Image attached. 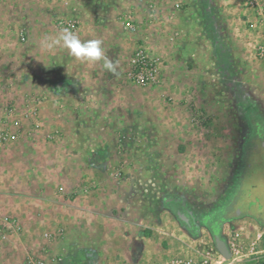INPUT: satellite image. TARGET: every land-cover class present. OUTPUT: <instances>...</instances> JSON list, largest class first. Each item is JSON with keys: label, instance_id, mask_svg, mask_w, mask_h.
I'll return each mask as SVG.
<instances>
[{"label": "rangeland", "instance_id": "obj_1", "mask_svg": "<svg viewBox=\"0 0 264 264\" xmlns=\"http://www.w3.org/2000/svg\"><path fill=\"white\" fill-rule=\"evenodd\" d=\"M185 1L0 0V112L21 102L19 108L28 114L20 117L32 124L27 138L0 147L6 170L0 188L10 207L17 191L31 195L35 168L51 177V183L66 166L73 177L81 170L100 171L112 178L100 186L118 187L119 201L102 211L99 224L91 221L93 229L85 239L94 240L93 246L118 234L120 243L129 237L135 241L134 264H264V57L258 54L264 45V2ZM198 6L214 23L212 40L204 44L192 36L195 30L185 34L177 19L181 10ZM241 8L244 47L233 13ZM161 10L168 12L166 18H160ZM126 18L135 31L126 27ZM69 19L76 21L70 30L82 41L103 42L107 58L118 62L116 74L102 61L74 58L62 45L52 52L41 47L46 37L68 28ZM229 22L238 34H232L228 48L223 30H229ZM21 31L28 33L24 40ZM188 37L191 45L182 51ZM177 46L183 48L184 63L179 54L175 57ZM138 48L159 59L161 80L151 86L131 76ZM230 48L237 49L234 58L229 57ZM165 57L171 58L170 69L177 74L171 82ZM52 144L68 152L67 165L58 163L63 159L53 155ZM37 181L45 184V179ZM69 186L67 181L62 188ZM177 208L191 213V230L177 216ZM9 213L19 217L14 210ZM215 226L230 258L217 249ZM41 229L40 236L50 239L51 228ZM25 230L37 248L44 246L36 243L37 233ZM21 231L10 230L9 235ZM61 232L58 238L64 237L63 227ZM17 249H12L10 264H27L36 248H27L25 254Z\"/></svg>", "mask_w": 264, "mask_h": 264}, {"label": "crops", "instance_id": "obj_2", "mask_svg": "<svg viewBox=\"0 0 264 264\" xmlns=\"http://www.w3.org/2000/svg\"><path fill=\"white\" fill-rule=\"evenodd\" d=\"M214 1V0H213ZM227 3H233L238 2V0H224ZM260 2H264V0H257ZM185 2H192V3H206V2H212V0H186ZM239 2H243V0H239ZM160 13L162 14L160 18H166L168 16V12L165 10H161ZM237 18V22L240 24V43L241 46L244 47V40H243V31L246 33V30L243 28V22H242V15L245 14L243 12V8L239 10V12L234 11ZM234 15V14H233ZM230 17V16H228ZM212 19L211 16H209V19ZM181 25L184 28V31L186 30H199L197 33L195 31H192V36L196 41H201L199 44H204L208 41H210V32L211 27H213V24H211L207 21L206 14H203L202 11H200L199 6L193 9V11L188 12L186 10H181V13H179V16L177 18ZM191 19V23H188L187 20ZM197 19V21L195 20ZM228 19V18H227ZM166 20V19H165ZM231 20V19H229ZM168 23V22H167ZM192 23L194 26H192ZM195 27V29H192ZM227 27L229 30H226L224 28L223 33H225L224 38L228 41V48L233 43V35L232 34H238L237 29H233V23L229 22L227 24ZM186 28V29H185ZM14 29V28H13ZM197 29V30H196ZM4 31V30H2ZM14 33L16 32L15 29L13 30ZM186 31L184 32L186 34ZM13 33V34H14ZM1 35V33H0ZM11 36V35H10ZM9 37H4L3 40L10 39ZM13 36V35H12ZM1 37V36H0ZM187 36L184 37L186 39ZM223 38V39H224ZM222 39V40H223ZM212 40V39H211ZM188 41H190V37H188ZM184 42L183 50H179V46L176 47L177 52L175 53V57L179 54V61L182 60L181 63H184V59H180V55L183 56L181 50H187L189 49V46L191 45L190 42ZM222 44V41L219 45ZM193 45V44H192ZM225 45V43H223ZM234 45V44H233ZM194 46V45H193ZM190 49L192 47L190 46ZM199 49V47H198ZM197 49V50H198ZM237 49L232 50L229 49L230 55L229 57H233L232 53H235ZM209 52V49L206 50ZM180 52V53H179ZM159 53H162L159 52ZM163 55V54H161ZM213 55L211 54L210 57ZM230 61V60H229ZM164 63L166 64V71L168 73V80L171 82L174 81V77L177 75L176 72L173 73V70L170 68L173 67L174 63L171 62V58L165 57ZM177 65V64H176ZM184 66V64H181V67ZM262 75H264V69L260 71ZM14 144V143H12ZM10 144L9 147L12 145ZM19 145V144H18ZM59 144H52L50 145L51 150L53 151V155L55 157L62 158V161H58L59 164H63V162L68 163L66 159L68 152L63 151L61 153V150L58 148H61V145ZM14 146V145H13ZM11 146V147H13ZM67 150V149H66ZM34 155L36 151L33 149ZM20 152L22 155L25 154V150L21 149ZM33 155V158H34ZM54 157V158H55ZM25 159V158H24ZM25 162V160H23ZM62 162V163H61ZM36 164V163H35ZM54 166L57 165L55 162L52 163ZM67 165V164H66ZM37 166V165H36ZM58 166V165H57ZM61 166L58 167L60 169ZM23 172V168L21 169ZM20 170V174H21ZM33 174H31L32 178V184H31V195L29 196L26 192H16L15 197L17 199L15 205H11L7 207V210H14L16 214L19 215L18 221L21 224L22 230L18 236L13 237L14 235H9L11 238V241L8 242L9 236L5 240L0 241V264H10L9 261H11V258L9 256H13L12 249L13 247L18 248L17 252L19 250L22 251L23 254H25V251L30 248H36L33 249L34 252H37L40 248V246L37 248L34 245V240L32 238H27L24 236L26 234L25 228H28L27 232H30L29 228L33 230V234L37 233L35 237L36 243L38 242V245H44L49 248L50 254L54 258V261L51 258H48L46 263L48 264H134L135 258L133 257V253H131L134 249V240L132 242V238L130 240L127 239V242L123 244L124 242H119V238H121L118 234H115L114 237H110L107 242L101 243L98 240L100 245L97 248L96 246H93L94 240H87L85 239V236L90 234V231L93 229L91 221H96L98 224L100 222V218H104L103 213L106 208L109 209L110 207H115L117 202L119 201V193H118V187L115 185H112V189L106 190L105 187H101L100 185H104L106 181L111 180L108 176L103 172L100 171H88V170H81L78 173H74V177L77 181L82 180L81 182H76L73 179L72 173H68V167H64V170L60 169L58 172L52 176L54 179H56V183L49 182L52 178L48 177L46 175H40L38 172V169H33ZM23 174V173H22ZM72 176V177H71ZM37 179H45V184L41 187L39 181ZM69 179V180H68ZM80 179V180H79ZM67 181L70 182V185L68 190L64 189V187L67 184ZM48 182V183H47ZM37 184L34 186V184ZM77 185V187L75 186ZM59 187H58V186ZM74 185V186H73ZM46 189H43L46 187ZM57 186V187H55ZM74 187V188H73ZM106 190V191H105ZM44 194V195H43ZM102 196V197H101ZM8 196L3 195L2 199L3 202L6 204V200H8ZM106 201V202H105ZM7 205V204H6ZM106 209V210H107ZM101 211V212H100ZM43 214V218L45 219L44 222H42L41 216ZM32 217V218H31ZM106 224H110V222H105ZM47 225L51 229L48 230L49 234L51 235L50 239L42 238L40 235H42L43 229H41L42 226ZM104 225V224H103ZM65 229V232L63 233L64 237L55 236V234H59L61 236V228ZM42 230V231H41ZM29 235V234H26ZM62 235V236H63ZM145 237V236H144ZM14 239V240H12ZM30 240V241H29ZM132 242V244H131ZM121 244V246H120ZM160 248L164 250V246L162 244L159 245ZM158 246V247H159ZM29 255V254H28ZM28 257V256H27ZM6 258V259H5ZM157 259L156 257H151L150 260ZM165 258L162 259V262H165Z\"/></svg>", "mask_w": 264, "mask_h": 264}, {"label": "built area", "instance_id": "obj_3", "mask_svg": "<svg viewBox=\"0 0 264 264\" xmlns=\"http://www.w3.org/2000/svg\"><path fill=\"white\" fill-rule=\"evenodd\" d=\"M254 1L256 2L257 0H250V3H254ZM263 12L264 11L262 10L261 13ZM125 22L128 29L132 31L136 30V25L131 22V18H126ZM65 24L69 29L76 28V21L73 19L67 20ZM20 34L21 39L23 40L26 35L28 36V33L25 31H21ZM146 51L147 50L144 48H138L136 50L135 55L131 59V76L136 82H138V84L151 86L161 80L159 59L150 56ZM258 54L261 57H264V45L260 46ZM20 105L21 102L19 104H11L10 107L4 106L1 109L4 113L0 112V147H6L16 141H21L27 138V132L32 130L30 128L32 124L26 125L24 119L20 117L23 113V109L19 108ZM34 109L35 108H33L32 111ZM26 114H28V112L23 113V115ZM13 115L16 116L13 117ZM1 164L2 163L0 162V178L2 177L1 174L6 171ZM5 193L6 192L0 188V241L5 240L9 236L10 230H13V232L16 233L22 227L18 218L11 215L7 210L8 202L6 200V205L2 199V196L5 195ZM56 235L60 236L59 234H55V236ZM47 249V246H42L37 252L33 251L32 254H29L27 257V264H46L48 258H51L54 261L57 257L55 256L52 258L53 256L47 251Z\"/></svg>", "mask_w": 264, "mask_h": 264}, {"label": "clouds", "instance_id": "obj_4", "mask_svg": "<svg viewBox=\"0 0 264 264\" xmlns=\"http://www.w3.org/2000/svg\"><path fill=\"white\" fill-rule=\"evenodd\" d=\"M102 44L103 42L100 39L82 41L68 28L61 29L55 37H46L41 41V47L49 52L62 45L74 58L89 63L102 61L103 67L107 71L116 74L119 66L118 62L114 63L107 58Z\"/></svg>", "mask_w": 264, "mask_h": 264}, {"label": "water", "instance_id": "obj_5", "mask_svg": "<svg viewBox=\"0 0 264 264\" xmlns=\"http://www.w3.org/2000/svg\"><path fill=\"white\" fill-rule=\"evenodd\" d=\"M236 214L238 215L239 211ZM177 216L179 217L181 221L186 222V223L190 220V218L187 216V213L183 212L182 210L177 211ZM214 236H215V242H216L217 249L220 251V253L224 257L230 258L231 253H230V249L226 241L223 238H221L218 232H215Z\"/></svg>", "mask_w": 264, "mask_h": 264}, {"label": "flooded vegetation", "instance_id": "obj_6", "mask_svg": "<svg viewBox=\"0 0 264 264\" xmlns=\"http://www.w3.org/2000/svg\"><path fill=\"white\" fill-rule=\"evenodd\" d=\"M178 210H182L183 212H186L187 213V216L190 218V220L186 223V222H184L185 223V225L188 227V228H192L193 226H194V220H193V217H192V215H191V213L188 211V210H186V209H183V208H177V211ZM239 214H240V211H239ZM238 214V215H239ZM216 228H214V230H213V233H215V231L217 230V226H215Z\"/></svg>", "mask_w": 264, "mask_h": 264}, {"label": "trees", "instance_id": "obj_7", "mask_svg": "<svg viewBox=\"0 0 264 264\" xmlns=\"http://www.w3.org/2000/svg\"><path fill=\"white\" fill-rule=\"evenodd\" d=\"M189 229L191 230L192 228H189ZM213 230H214V229H213ZM215 232L220 233V230L217 228V230H216ZM195 234H197V232H195Z\"/></svg>", "mask_w": 264, "mask_h": 264}]
</instances>
